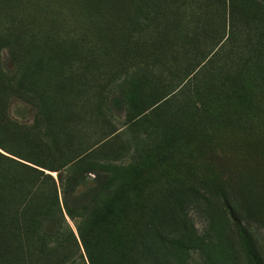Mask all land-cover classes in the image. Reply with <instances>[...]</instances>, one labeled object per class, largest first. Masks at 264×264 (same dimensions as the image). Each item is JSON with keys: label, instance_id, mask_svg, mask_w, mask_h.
Listing matches in <instances>:
<instances>
[{"label": "rangeland", "instance_id": "rangeland-1", "mask_svg": "<svg viewBox=\"0 0 264 264\" xmlns=\"http://www.w3.org/2000/svg\"><path fill=\"white\" fill-rule=\"evenodd\" d=\"M253 3L0 0V113L31 129L10 140L2 128L0 154L51 177L71 211L108 163L128 168L115 209L163 227L172 264H253L247 235L264 264V0ZM245 62L258 67L249 100L203 84ZM2 175L37 184L9 162Z\"/></svg>", "mask_w": 264, "mask_h": 264}, {"label": "trees", "instance_id": "trees-1", "mask_svg": "<svg viewBox=\"0 0 264 264\" xmlns=\"http://www.w3.org/2000/svg\"><path fill=\"white\" fill-rule=\"evenodd\" d=\"M243 1L244 7L254 4V0ZM259 39L264 41V26ZM22 49V42L17 40L11 50L12 57ZM216 71L209 81L203 82L204 85L214 87L216 93H229L237 100L250 99L253 92L250 76L258 75L255 64L236 65L232 78ZM16 83L15 78H10L6 81L7 88ZM134 109V106L129 108L131 116ZM3 113H0V130L3 128L11 134L10 140L21 137L19 134L25 137L31 133V129L5 120ZM4 148L0 143V149ZM4 161L36 174L37 184L19 190L17 182L10 186L9 179L0 176V264H172L170 258L177 249L175 239L164 235L163 227L145 224L140 229V222L126 215L125 210H130L126 206L128 203L124 205L127 208L123 215L115 209L116 195L128 187V168L113 167L111 170L108 163L107 182L100 186L92 200L77 211H71L64 202L63 212L51 177L0 154V165ZM64 213L78 220L75 232L64 224ZM245 238L250 260L253 264H262L252 240L248 235ZM134 258L135 263L132 262Z\"/></svg>", "mask_w": 264, "mask_h": 264}]
</instances>
